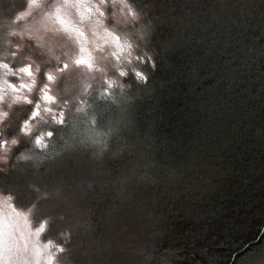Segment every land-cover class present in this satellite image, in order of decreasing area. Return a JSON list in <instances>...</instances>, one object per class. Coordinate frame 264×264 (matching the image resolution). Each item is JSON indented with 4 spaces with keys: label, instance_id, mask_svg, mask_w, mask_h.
Returning <instances> with one entry per match:
<instances>
[{
    "label": "trees",
    "instance_id": "obj_1",
    "mask_svg": "<svg viewBox=\"0 0 264 264\" xmlns=\"http://www.w3.org/2000/svg\"><path fill=\"white\" fill-rule=\"evenodd\" d=\"M134 4L162 59L129 89L133 147L115 167L76 149L48 215L85 264H244L264 250V0Z\"/></svg>",
    "mask_w": 264,
    "mask_h": 264
},
{
    "label": "snow or ice",
    "instance_id": "obj_2",
    "mask_svg": "<svg viewBox=\"0 0 264 264\" xmlns=\"http://www.w3.org/2000/svg\"><path fill=\"white\" fill-rule=\"evenodd\" d=\"M0 29V172L13 155L32 163L26 153L44 151L54 140L60 150L43 156L41 164L56 165L83 149L93 162L123 165L133 147L121 131V125L131 123L124 102L133 99L124 83L147 84L162 59L140 51L153 28L134 0H26L15 12L0 15ZM173 46L169 42L164 52ZM25 106L13 129L12 113ZM33 192H40L39 185L5 195L10 203L6 213L0 211V264H39L41 255L53 264L66 251L63 230L60 238L50 235L56 218L42 212L49 194L20 203ZM29 222L34 230L26 234ZM247 264H264V250L249 255Z\"/></svg>",
    "mask_w": 264,
    "mask_h": 264
},
{
    "label": "rangeland",
    "instance_id": "obj_3",
    "mask_svg": "<svg viewBox=\"0 0 264 264\" xmlns=\"http://www.w3.org/2000/svg\"><path fill=\"white\" fill-rule=\"evenodd\" d=\"M25 3H26V0H0V15H2L5 11L8 14H11V13L15 12L16 10L20 9L23 5H25ZM46 10L47 9L45 8L42 11H46ZM41 14H42V12H38L36 14L37 18ZM29 22L30 21H22L21 23H29ZM2 37H3V30L0 29V52H2L3 48H4V41H3ZM135 56H136V53L133 52V58H135ZM120 83H124V81L121 79ZM136 83L137 82H135L134 80H130L129 83H124V87H125V89L129 90L132 86L135 88ZM92 84H93L94 88L99 86L98 81H92ZM117 91H119V89H117ZM130 103H131V101L128 102V109H131ZM22 111H24V109H22L21 111H18L17 115L21 116ZM14 113L15 112L12 113L11 117L16 115ZM18 116H17V120H16L15 125L12 127L13 129L16 127V125L18 123ZM0 127H3V125H0ZM59 150H60V145H59V142L57 141V142H55V144L53 146H51L49 151H45V152H42L41 154H37V155H36V152H37L36 150H34L31 153H26L27 155L32 156V163H28L25 161H17L15 159V156L13 155L11 157L10 163L4 168V171L0 172V174H2L1 176L3 177L2 180L5 181V178L11 179L12 185L16 184L15 185L16 189L12 190L14 192H18L22 188H23V190L27 191L29 184L39 185L40 192L31 193V197L37 198L38 196L44 195L45 193L41 187V184L45 179L44 178L45 175H48L47 177H51V175H53L56 172V170L61 171V170L67 169L68 166L71 165L73 160L79 161V159H81V158H79L80 157L79 154L74 151V153L71 156L65 155V156L61 157L60 160L57 161L56 165H52L51 162H46L44 164H41V160H42L43 156H45V155L52 156L55 151H59ZM2 155H3V153L0 152V156H2ZM32 164H35L36 166L33 167ZM16 165L24 166L26 171L23 169H20V168H18L19 170L13 169V166H16ZM0 167H3V166H0ZM41 167L46 169V173H39V172H41V171H39V169ZM56 167H59V168L56 169ZM54 168L56 169L55 171L53 170ZM32 169H34V171ZM30 171L33 173L31 174ZM61 184H62L61 181H57V182H54L49 187V190H48L49 193H53L56 190V196L54 197V199H56L55 201H60L63 198L62 194L60 193L59 189L57 188ZM8 190H9L8 188H6L4 190H0V211H3L5 213L8 210L7 203H10V201H8V202L5 201V195H6ZM26 198H29V197L26 196V197L22 198L20 200V203H27L28 200H25ZM55 201L48 199L47 201L42 202V212L48 214L49 212L53 211L56 213L57 211L55 210V207H56ZM60 204H67L68 205V202L63 201V202L59 203V205ZM68 212H71V211H68ZM20 226H21V228H24L23 221L20 222ZM63 228H64V226H62V230H63ZM68 229L70 230L71 228H68ZM33 230L34 229H33L32 223L29 222L27 228L25 229V233L27 234L28 232H31ZM59 232H58L57 224L54 223V226H53V229H52V232L50 235L51 236L53 235V238L57 239V238H60V237H58ZM69 232H72V231H69ZM67 234H65V232H64V236L62 238H65V236ZM41 241L43 243L45 242L44 240H41ZM64 242L66 244V251H65V253L60 255L59 259L57 261H54L53 264H85L84 262L79 260L78 254L76 251V246L73 244L72 241H70V238L67 237V239ZM38 259H39V264H45L46 263L44 258H42V256H40Z\"/></svg>",
    "mask_w": 264,
    "mask_h": 264
},
{
    "label": "flooded vegetation",
    "instance_id": "obj_4",
    "mask_svg": "<svg viewBox=\"0 0 264 264\" xmlns=\"http://www.w3.org/2000/svg\"><path fill=\"white\" fill-rule=\"evenodd\" d=\"M48 3L50 4L51 3V0H48ZM102 42V41H101ZM26 109H27V106H25V108H24V111H26ZM17 113H18V111H15V113L14 114H16L15 116H13V117H11V119H10V121L8 122L12 127L15 125V123H16V120H17ZM21 118V116H18V120ZM55 142H57L56 140H54L53 142H52V144L49 146V148L48 149H46V150H44V151H41V150H39V149H36V151L38 152V153H42V152H45V151H49L50 150V148H51V146H53L54 144H55ZM14 167H16V169L15 170H19L17 167H20L19 165H16V166H13V168ZM8 211V210H7Z\"/></svg>",
    "mask_w": 264,
    "mask_h": 264
},
{
    "label": "bare ground",
    "instance_id": "obj_5",
    "mask_svg": "<svg viewBox=\"0 0 264 264\" xmlns=\"http://www.w3.org/2000/svg\"><path fill=\"white\" fill-rule=\"evenodd\" d=\"M244 264H247V261Z\"/></svg>",
    "mask_w": 264,
    "mask_h": 264
}]
</instances>
